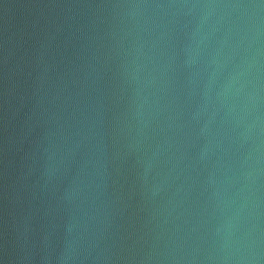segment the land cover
I'll list each match as a JSON object with an SVG mask.
<instances>
[{
  "label": "water",
  "instance_id": "1",
  "mask_svg": "<svg viewBox=\"0 0 264 264\" xmlns=\"http://www.w3.org/2000/svg\"><path fill=\"white\" fill-rule=\"evenodd\" d=\"M0 264H264V0H0Z\"/></svg>",
  "mask_w": 264,
  "mask_h": 264
}]
</instances>
